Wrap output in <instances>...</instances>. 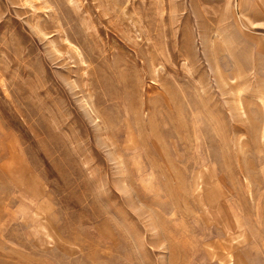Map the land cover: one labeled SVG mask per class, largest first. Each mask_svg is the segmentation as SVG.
<instances>
[{
	"label": "rangeland",
	"instance_id": "obj_1",
	"mask_svg": "<svg viewBox=\"0 0 264 264\" xmlns=\"http://www.w3.org/2000/svg\"><path fill=\"white\" fill-rule=\"evenodd\" d=\"M0 264H264V0H0Z\"/></svg>",
	"mask_w": 264,
	"mask_h": 264
}]
</instances>
